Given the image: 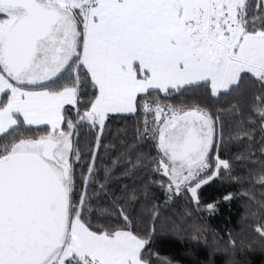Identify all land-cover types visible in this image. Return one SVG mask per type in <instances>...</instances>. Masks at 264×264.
<instances>
[{
    "label": "snow or ice",
    "instance_id": "obj_1",
    "mask_svg": "<svg viewBox=\"0 0 264 264\" xmlns=\"http://www.w3.org/2000/svg\"><path fill=\"white\" fill-rule=\"evenodd\" d=\"M257 130L264 188V0H0V264H179L159 245L237 196L264 252V197L231 190ZM114 135L143 200L101 167Z\"/></svg>",
    "mask_w": 264,
    "mask_h": 264
},
{
    "label": "trees",
    "instance_id": "obj_2",
    "mask_svg": "<svg viewBox=\"0 0 264 264\" xmlns=\"http://www.w3.org/2000/svg\"><path fill=\"white\" fill-rule=\"evenodd\" d=\"M230 103H234L231 98H222L220 101L221 105L229 106ZM239 119V117H237ZM133 121L128 122L129 133L132 130ZM115 132V129H113ZM256 143L251 146V150L255 156V159L242 161L238 164L236 169L237 173L240 174L244 179L235 184L234 188L237 192L242 191V189H250L252 194L257 200L264 197V188L260 187L258 182V173L261 168V147L259 145L260 134L257 130L254 133ZM113 147L109 149V154L104 156L103 163L101 167L107 165L112 166L113 161H117L116 167L113 168V176L111 180V186L117 190L119 193L123 191L125 187L128 190L135 189L140 193L141 200L144 199V183L146 178V173L143 171H138L136 174L124 175L122 169L124 164L119 162V157L123 150V144L114 135L112 137ZM233 151H245L247 148H233ZM255 168V171H253ZM219 186H215L213 189H209L208 195L214 196L217 194L216 189ZM91 191V189H90ZM248 199L247 197L237 196L235 200L229 206H225L221 211L217 212L214 216H209L207 214L196 215L193 214L191 220L192 223L200 224L206 226L205 239L199 241V245L192 243L191 241L178 240L175 237H167L164 242L159 245L160 248L164 250L165 255H173L179 261V264H208L212 260H216L219 264L218 257L209 255V250L214 246V241L217 235L220 237H226L229 232L232 233L233 237L239 241L243 239L246 245H251L254 251H240L237 253V258L241 262H247V264H264V252L259 250V243L251 235V229L247 227V222L250 219L246 215V208L244 201ZM102 204H107V201L101 200ZM143 209L147 211L151 210L150 204H144ZM142 209L137 208L136 211L139 213ZM129 211H132L130 208ZM169 216H177V214L183 211L182 206L177 205L174 208L168 209ZM146 214V212H145ZM186 228L190 229L191 224L185 225Z\"/></svg>",
    "mask_w": 264,
    "mask_h": 264
}]
</instances>
